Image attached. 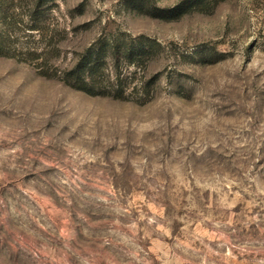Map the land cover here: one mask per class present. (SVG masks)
Instances as JSON below:
<instances>
[{
  "label": "rangeland",
  "instance_id": "1",
  "mask_svg": "<svg viewBox=\"0 0 264 264\" xmlns=\"http://www.w3.org/2000/svg\"><path fill=\"white\" fill-rule=\"evenodd\" d=\"M181 1L0 0V264H264V0Z\"/></svg>",
  "mask_w": 264,
  "mask_h": 264
},
{
  "label": "trees",
  "instance_id": "2",
  "mask_svg": "<svg viewBox=\"0 0 264 264\" xmlns=\"http://www.w3.org/2000/svg\"><path fill=\"white\" fill-rule=\"evenodd\" d=\"M220 1L221 0H182L177 5V8H180L181 13L191 10L192 6H196V7L200 6L199 7L200 9L207 10L208 6L212 2L218 3ZM104 50L105 47H97L95 51L89 53L82 62H80L70 70L66 71L67 80L70 82L71 80H73L72 82H75L76 86L88 90V87H85V85L83 84L84 82H86L88 76H90L91 86L93 87L98 86L99 81H97L95 77V72L98 69V66L101 65L100 62L102 61V59L100 58H102L101 54L104 52ZM145 54H146V47L142 43L138 44L137 46H134L133 48L126 49L124 53V55L128 57V61L134 62L135 64H139V61H136L134 57L137 56L138 58H141ZM94 56H96V58H98L99 56V59H97L98 61L96 63H92V61L94 62Z\"/></svg>",
  "mask_w": 264,
  "mask_h": 264
}]
</instances>
